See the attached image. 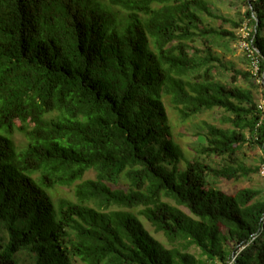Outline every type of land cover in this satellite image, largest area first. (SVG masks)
<instances>
[{
  "label": "trees",
  "instance_id": "trees-1",
  "mask_svg": "<svg viewBox=\"0 0 264 264\" xmlns=\"http://www.w3.org/2000/svg\"><path fill=\"white\" fill-rule=\"evenodd\" d=\"M242 3L256 73L200 55L232 35L202 28L209 0H0V264H264V191L218 183L248 177L246 145L264 154V0ZM166 98L230 127L189 158Z\"/></svg>",
  "mask_w": 264,
  "mask_h": 264
},
{
  "label": "rangeland",
  "instance_id": "rangeland-1",
  "mask_svg": "<svg viewBox=\"0 0 264 264\" xmlns=\"http://www.w3.org/2000/svg\"><path fill=\"white\" fill-rule=\"evenodd\" d=\"M208 1V0H207ZM210 1V11L212 15H205V24L202 28H214L220 31H225L231 33L225 37L223 41H220L218 44L212 45L207 44L203 37H200L195 43L196 48L201 52L200 55H206L208 51V46L214 50V54H219L223 63L226 64L229 68H234L237 71L242 72H258V62L254 59L253 50L249 48L248 42L245 41L247 37L246 22H244L245 7L242 3V0H209ZM252 56V57H251ZM257 62V64L255 63ZM228 78L231 86L242 87L244 89L253 90L254 96L257 100L262 99V91L259 89H254L249 81L235 76ZM235 76V79H233ZM264 100L261 101L263 105ZM166 106L170 118V125L172 127V136L176 144L180 145L184 150L185 154L189 158H202L201 150L205 145V133L207 127L210 125L216 126L218 128H229L230 125L222 122L223 111L214 110L207 111L195 118L184 121L180 115V112L175 109L171 104L169 98H166ZM19 125V123H18ZM246 136L250 137L249 131L244 132ZM14 141L18 144L19 147H23L27 139L19 132L13 136ZM208 164L214 166H222L223 160L220 158H212L207 160ZM239 162L249 169V175L246 178H243L239 181H219V187L221 190L228 194L236 193L241 189H255L264 191V176L261 173L262 168L264 167V154L262 150L253 145H246L240 155ZM261 168V171L258 172L257 169ZM96 173L94 171H89L86 176V179H95ZM54 200L57 202L60 198H70L73 196V188H58L54 193ZM174 203V202H171ZM185 212L189 213L186 209L182 208ZM141 220L145 224L146 228L152 235H154L161 242L166 243V239L162 234L155 232L151 224L148 223L143 217ZM0 235L8 238L6 228H0ZM190 253L199 256V249L193 247L190 250ZM24 256H22L23 258ZM18 264H32L31 261L21 260L19 257L15 258Z\"/></svg>",
  "mask_w": 264,
  "mask_h": 264
},
{
  "label": "built area",
  "instance_id": "built-area-1",
  "mask_svg": "<svg viewBox=\"0 0 264 264\" xmlns=\"http://www.w3.org/2000/svg\"><path fill=\"white\" fill-rule=\"evenodd\" d=\"M255 63L257 64V62L255 61ZM262 106H264V102H263V105ZM262 174H263V176H264V167H263V169H262V172H261ZM228 264H236V257L234 256V257H232V259L228 262Z\"/></svg>",
  "mask_w": 264,
  "mask_h": 264
}]
</instances>
